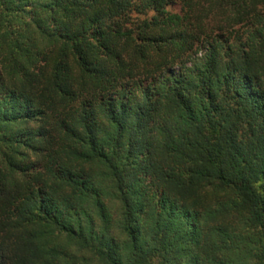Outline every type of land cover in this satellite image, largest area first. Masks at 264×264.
<instances>
[{
    "label": "trees",
    "instance_id": "obj_1",
    "mask_svg": "<svg viewBox=\"0 0 264 264\" xmlns=\"http://www.w3.org/2000/svg\"><path fill=\"white\" fill-rule=\"evenodd\" d=\"M0 264H264V0H0Z\"/></svg>",
    "mask_w": 264,
    "mask_h": 264
},
{
    "label": "rangeland",
    "instance_id": "obj_2",
    "mask_svg": "<svg viewBox=\"0 0 264 264\" xmlns=\"http://www.w3.org/2000/svg\"><path fill=\"white\" fill-rule=\"evenodd\" d=\"M178 10H179V7L178 6L174 8V11L177 12Z\"/></svg>",
    "mask_w": 264,
    "mask_h": 264
}]
</instances>
